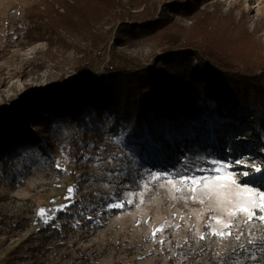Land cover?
Returning a JSON list of instances; mask_svg holds the SVG:
<instances>
[{
	"label": "rangeland",
	"instance_id": "374dc122",
	"mask_svg": "<svg viewBox=\"0 0 264 264\" xmlns=\"http://www.w3.org/2000/svg\"><path fill=\"white\" fill-rule=\"evenodd\" d=\"M45 1L55 0H0V158L14 172V181L7 185L0 168V264H8L24 241L75 203L88 208L94 226L91 234L80 239L87 257L82 262L55 259V263L244 264L243 257L258 249L245 251L240 245L259 240L264 222L253 217L245 223L247 214L232 217L228 210L240 199L234 194H242L236 184L264 190V175L255 172L256 168L264 171V127H260L264 101L251 96V113L241 115L239 105H228L227 91L214 94L212 84H203L206 109L185 134L192 144L183 143L173 155L168 151L154 157L151 138H138L116 125L114 116L90 93L78 99L80 109L64 107L59 100L78 98L76 88H84L93 78L133 75L151 66L167 44L145 34L117 42L121 26L132 25L139 31L146 21L112 15L98 23L92 34L60 32L47 34L51 43L33 40L29 29L36 20L28 10ZM165 1L153 0L158 9L152 19L167 8L174 26L189 27L192 19L183 10L190 0L167 7ZM192 6L199 10L195 17L213 12L214 26L236 48L255 47L264 58V0H194ZM129 7L132 12L143 9ZM230 13L236 20L247 16L251 36L245 37L235 26L226 32L224 16ZM91 87L87 85L88 90ZM76 121L94 134L78 159L72 145ZM187 148L193 150L191 154ZM157 159L164 163H154ZM213 160L226 167L219 173L197 171L218 168L219 163H209ZM192 175L213 179L196 185L181 183V177ZM229 177L236 183L228 182ZM251 199L260 202L256 193ZM115 203L123 207H109ZM210 218L231 222L232 227ZM210 222L216 232L231 235H213L207 227ZM160 228L163 231H156Z\"/></svg>",
	"mask_w": 264,
	"mask_h": 264
},
{
	"label": "trees",
	"instance_id": "16d2710c",
	"mask_svg": "<svg viewBox=\"0 0 264 264\" xmlns=\"http://www.w3.org/2000/svg\"><path fill=\"white\" fill-rule=\"evenodd\" d=\"M174 1L177 0L165 1L166 7ZM193 1L190 0L186 4L188 8L183 10L186 17L192 19L187 28L174 26L167 16V8L161 11L157 20L152 19L153 11L158 9L153 0H73L72 3L55 0L32 6L28 13L36 20H31L33 26L29 29L33 40L51 43L48 35L60 32L92 34L98 23L112 15L115 18L130 16L146 21L139 26V31L133 29L132 25L121 26L117 31V42L134 41L145 34L161 38L167 44L165 53L151 66L142 68L133 75L110 74L108 79L103 80L93 78L84 88H76L80 95L78 98L72 95L59 100L63 103L62 106L80 109L78 99L81 100L90 93L114 116L113 122L116 125H122L138 138H151L154 144L153 155H164L168 151L173 155L177 147L182 148L183 143L188 146L192 144L190 137L185 134H189L191 121L199 119L206 109L202 95L203 84H212L214 94L227 91L226 98L230 99L228 105H239L241 115L251 113V96L255 95L264 101L262 54L255 47L251 51L236 48L226 38L225 32L214 26L213 12H207L204 17H195V12L199 10L192 6ZM129 6L143 9L132 12ZM62 8L63 13L60 12ZM228 15L224 16L228 26L226 32L229 27L235 26L245 37L251 36L247 16L242 15L236 20L232 13ZM259 30L256 27L254 32ZM87 85L92 86L90 90ZM262 119L264 121V115ZM263 123L261 122L260 127H264ZM73 127L76 133L72 145L74 156L78 159L86 141H92L94 134L86 124L79 121ZM183 135L184 138H181ZM192 151L186 149L189 154ZM154 163L164 162L157 159ZM0 168L3 170L4 182L11 185L14 181L13 169L1 158ZM119 212L120 210L114 211ZM88 214L86 206L76 203L60 211L57 220L45 225L16 249L8 264H61L55 263V259L82 262L87 253L81 248L80 239L91 234L94 228ZM11 225L22 224L13 222ZM256 253L260 255L259 251ZM247 257L248 255L243 257L244 264H255Z\"/></svg>",
	"mask_w": 264,
	"mask_h": 264
},
{
	"label": "snow or ice",
	"instance_id": "6c2138e0",
	"mask_svg": "<svg viewBox=\"0 0 264 264\" xmlns=\"http://www.w3.org/2000/svg\"><path fill=\"white\" fill-rule=\"evenodd\" d=\"M209 163L218 164L219 162L213 160V161H209ZM236 163H240V161H237ZM225 167H226V165L219 163L218 168H211V169H202L201 168V169H197V171H201V172L208 171V172L219 173ZM255 172L260 173L261 175H264V171H262L260 168H256ZM243 175L245 177H248L249 173L244 172ZM217 178H219V177H217ZM212 179H213V177H210V176L197 177L195 175H192V176L181 177L180 181L182 184H185V185H189V184L196 185V184H199L200 181H211ZM228 182L233 183V184L236 183L235 181L231 180L230 177L228 178ZM236 186L242 188V194L241 193L234 194V195L239 196L240 199H238L235 202L234 207H232L228 210L229 215L232 217H235L239 213H244V214H247V217H248V219H247V221H245V223L250 222L253 219V217L264 222V190L256 192L255 188L248 187L247 185L241 186L239 184H236ZM261 188L264 189V185H261ZM177 190H179V189H177ZM192 191H195V188H192ZM253 193H256V195H258V197L260 198L259 203L255 202L251 199V195ZM109 207H123V204L122 203H115V204L109 205ZM257 213H261V215H257ZM211 219H215L217 224H223V221L220 218H210V221H211ZM223 226L225 228H231L232 224H231V222H229L227 224H223ZM207 227L212 229L213 235H219V236H221V238H224L226 235H231V232H228V233L216 232L215 229L212 228L211 222L207 225ZM156 231H163V229L162 228L156 229ZM153 235H155V232L153 233ZM241 235H243V233L236 236V239L238 241L240 240ZM200 238L204 239V236L201 235ZM240 247L243 248L245 251H248L249 248L258 249V251L260 252L259 256L257 255L256 251H252L249 253L247 259L255 262V264H264V235H262L259 238V240H257V239L249 240L247 247L245 245H240Z\"/></svg>",
	"mask_w": 264,
	"mask_h": 264
},
{
	"label": "bare ground",
	"instance_id": "6f19581e",
	"mask_svg": "<svg viewBox=\"0 0 264 264\" xmlns=\"http://www.w3.org/2000/svg\"><path fill=\"white\" fill-rule=\"evenodd\" d=\"M247 20V19H246Z\"/></svg>",
	"mask_w": 264,
	"mask_h": 264
}]
</instances>
